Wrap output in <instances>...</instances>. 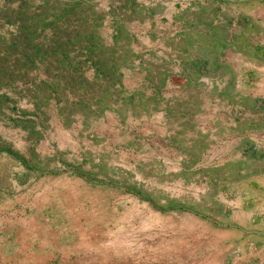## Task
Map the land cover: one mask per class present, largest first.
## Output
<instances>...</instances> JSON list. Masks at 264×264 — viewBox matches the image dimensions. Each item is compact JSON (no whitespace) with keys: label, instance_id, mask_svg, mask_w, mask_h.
<instances>
[{"label":"rangeland","instance_id":"374dc122","mask_svg":"<svg viewBox=\"0 0 264 264\" xmlns=\"http://www.w3.org/2000/svg\"><path fill=\"white\" fill-rule=\"evenodd\" d=\"M238 2L0 0V264L229 263L239 160L202 154L207 118L166 103L145 39Z\"/></svg>","mask_w":264,"mask_h":264},{"label":"crops","instance_id":"0c3cea01","mask_svg":"<svg viewBox=\"0 0 264 264\" xmlns=\"http://www.w3.org/2000/svg\"><path fill=\"white\" fill-rule=\"evenodd\" d=\"M236 7L221 23L192 30L181 9L171 8L168 21L158 24L161 38L145 41L161 53L166 103L206 116L202 154H225L231 165L239 160L224 200L227 249L233 252L227 264H264V0H239ZM195 34L205 39L196 41Z\"/></svg>","mask_w":264,"mask_h":264}]
</instances>
